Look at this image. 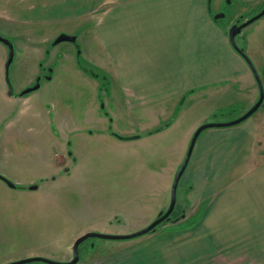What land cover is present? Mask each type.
Listing matches in <instances>:
<instances>
[{
	"label": "rangeland",
	"instance_id": "rangeland-1",
	"mask_svg": "<svg viewBox=\"0 0 264 264\" xmlns=\"http://www.w3.org/2000/svg\"><path fill=\"white\" fill-rule=\"evenodd\" d=\"M55 1L21 0L29 15L0 17V34L14 44L9 67L11 85L18 78L24 80L39 72L40 61L54 73L42 90L34 91L24 101L13 100L6 95L4 86L8 48L0 41V174L20 182L12 189L0 180V264L32 256L65 262L73 256L75 239L87 231L122 235L144 228L159 213L153 209L154 193L147 192L156 188L168 190L169 205L173 175L196 128L234 120L252 104L243 92L247 80L241 79L239 82L243 85L245 81L246 87L240 86L242 96L231 106H179L169 114L172 124L153 133L144 127L152 126L158 114H135L123 105L115 106L111 93L102 92L109 99L111 110L97 107L106 118L95 117L96 101L89 100L90 76H85L87 72L79 63L103 72L101 66H95L96 51L90 49L96 48L93 28L96 16L107 14L116 0H60V14L53 9ZM241 6L238 0L210 3L212 13L225 14L218 20L225 24ZM250 6L240 22L256 14L264 0ZM254 9L257 12L252 14ZM61 32L76 36V44L62 41L52 45ZM259 74L263 81L264 70ZM249 76L251 87L258 94L255 80ZM37 111L38 115L32 116ZM94 118L97 122H92ZM241 126L256 131L251 151L260 153L264 164V102ZM110 127L125 136L138 137L117 138L110 133ZM214 129L226 128H210ZM69 146L75 160H68ZM60 156L65 159L63 163L57 160ZM181 182L173 214L178 208ZM31 185H37V189L30 190ZM113 242L118 241L84 240L79 246L78 264L93 262L94 255L111 248L108 245Z\"/></svg>",
	"mask_w": 264,
	"mask_h": 264
},
{
	"label": "crops",
	"instance_id": "crops-1",
	"mask_svg": "<svg viewBox=\"0 0 264 264\" xmlns=\"http://www.w3.org/2000/svg\"><path fill=\"white\" fill-rule=\"evenodd\" d=\"M238 1L242 6L227 24L213 19L207 0H116L107 14L96 16V48L90 49L108 75L114 105L158 114L152 126L143 125L150 130L188 103L229 107L245 92L252 106L258 86L255 94L253 74L232 48L227 30L261 0ZM20 2L0 0V17L29 15ZM53 9L60 14V0ZM236 42L256 69L264 70V16L244 28ZM27 78L26 83L33 76ZM88 79L94 95L95 82ZM240 86L246 89L241 92ZM245 122L197 138L180 179L181 220L113 242L87 264H264V164L261 154L251 151L256 131L241 126ZM156 189L147 193L155 195L157 214L168 207V190Z\"/></svg>",
	"mask_w": 264,
	"mask_h": 264
},
{
	"label": "water",
	"instance_id": "water-1",
	"mask_svg": "<svg viewBox=\"0 0 264 264\" xmlns=\"http://www.w3.org/2000/svg\"><path fill=\"white\" fill-rule=\"evenodd\" d=\"M230 2H231V0H229V3ZM207 3H208V9L211 12V15L215 21H218L219 18H224V16H225L224 13H217V14L213 15L212 11H211V7H210L211 0H207ZM263 16H264V6L256 14L245 19L242 22H240V20L237 19L236 21H234L233 23L230 24V26L228 27V30H227L228 38H229V41H230L232 48L244 59V61L246 62V64L248 65V67L250 68V70L253 74V77H254L256 84L258 86V91H259L258 98L253 103V105L244 114H242L240 117H238L234 120H230V121H226V122L205 123V124H201L200 126H198L196 128V130L194 131V133L190 139L189 146L187 148L185 156H184L180 166L178 167L177 171L174 174L173 181L171 184L170 202H169V205H168L166 210L161 211L157 215V217L151 223H149L147 226H145L144 228H141L135 232H132V233L122 234V235H111V234L99 233V232H94V231L85 232L84 234H82L78 238H76L75 241L73 242V244H72L73 256L68 261L62 262V261H55V260H52V259H49L46 257H41V256H32V257H28L25 259L8 262L6 264H27V263H32V262H44L47 264H77L79 259H80L79 245L84 240H86L88 238H101V239H109V240H116V241L130 240V239H134V238L140 237L142 235H145L147 233L154 231L156 229V227L159 226L160 224H162L164 221H173L170 218V215L172 214V212L175 208V205H176L178 184H179V181H180V179H181V177H182V175H183V173H184V171L188 165V162L190 160L194 145H195L196 140L199 137V135L203 131L210 129V128H228V127L236 126V125L244 122L245 120H247L249 117H251L263 105V102H264V84H263V81L261 79V76H260L258 70L256 69L255 65L253 64L252 60L246 54L245 49L243 47L239 46L236 42V36L239 35L244 28H246L250 24L254 23L256 20L260 19ZM0 41L2 43H4L8 48V55H7V59L5 62V69H6V80H7V82H9L8 69H9V67L13 61V57H14V44H13V42H11L9 39L5 38L1 34H0ZM62 41H69L71 43H76V36L69 35L65 32H61L53 40L52 45H56ZM38 87H39V83L37 82L36 85H34L31 88L26 89L22 93H26L28 91L37 89ZM170 123H171V121H168L164 126L160 127L159 130H162L165 127L169 126ZM2 179L5 180L9 186L14 187V184L12 182L5 179L4 177ZM35 188H36V186H31V189H35Z\"/></svg>",
	"mask_w": 264,
	"mask_h": 264
},
{
	"label": "flooded vegetation",
	"instance_id": "flooded-vegetation-1",
	"mask_svg": "<svg viewBox=\"0 0 264 264\" xmlns=\"http://www.w3.org/2000/svg\"><path fill=\"white\" fill-rule=\"evenodd\" d=\"M263 7V6H262ZM261 7V8H262ZM213 15L215 14V13H212ZM227 24V23H226ZM230 25V24H229ZM53 42V41H52ZM76 43H74V45H75ZM77 46V45H76ZM7 55H8V49H7ZM6 62V61H5ZM80 65V67L82 68V70L84 71V72H87L86 74H85V76H90V79H92L95 83V86H94V88H95V92H94V95H93V93L92 92H90V96H93V98H89V100H95L96 101V103H97V107H101L102 108V110H106L105 108H108V110L110 111L111 109H110V107H109V105H108V103H109V99H106V98H104L105 96V94H102V92H107V93H111V85H110V80H109V78H108V75L103 71V72H96L95 70H97V68L96 67H91V66H87L85 63H83L82 61L79 63ZM95 66H97V65H95ZM98 67V66H97ZM37 68H38V70L40 69V71L38 72H36L35 74H34V76H33V79L30 81V82H28V83H26V82H24V80L23 79H20V78H18L17 80H16V82H15V84L13 85L15 88H14V90H13V86L11 85V82H10V78H9V69H8V79H9V82H7V80H6V69L4 68V83H5V90H6V95L8 96V97H12V99L13 100H16V101H21V100H25V99H27V98H29L30 97V94H32L34 91H37V90H42L43 88H44V86H45V84L46 83H48L49 81H51L52 79H53V70L51 69V67L50 66H44V62L43 61H40V62H38L37 63ZM99 68V67H98ZM94 69V70H93ZM105 73V74H104ZM39 83V87L37 88V89H34V90H31V91H28V92H26V93H22L23 91H25L26 89H28V88H31V87H33L34 85H36V83ZM44 83V84H43ZM90 88V87H89ZM91 89H92V87H91ZM111 95H112V93H111ZM95 103V104H96ZM101 105V106H100ZM98 109V108H97ZM37 116L38 115V111L35 113V114H32V116ZM98 115L99 116H102L103 114L102 113H100V112H98ZM104 115L105 116H109V113H107V111H104ZM104 118H106V117H104V116H102V120H104ZM110 122H111V120H109ZM92 122H97V120H94V121H92ZM0 123H1V125H2V121L0 120ZM109 130H110V133L113 135V136H116L117 138H122V137H125V135L126 134H120V133H117V132H115V131H113L112 129H111V127L109 128ZM123 139V138H122ZM132 139H134V138H132ZM70 147V146H69ZM70 149H71V147H70ZM68 151V150H67ZM74 152L72 151V149L70 150V151H68L67 153H66V155L68 156V160H75L74 158H75V156H74V154H73ZM57 158V157H56ZM59 159H57V160H61V162L63 163L64 162V158H63V156H60V157H58ZM60 162V161H59ZM56 167H57V165H54V169H56ZM64 167H66V166H64ZM68 168L69 167H67L64 171H66V170H68ZM0 176L3 178L4 176L3 175H1L0 174ZM0 177V180L5 184V185H7L8 187H10V188H12V189H15L16 187H17V184L18 183H20V182H18V181H11V180H9V179H7V178H5V179H7V180H9L10 182H12L13 184H14V187H12V186H9L7 183H6V181L5 180H3L2 178ZM31 186H36V188L35 189H31ZM30 187H29V189L30 190H36L37 189V185H31ZM176 205H177V203H176ZM176 205H175V208H176ZM174 208V209H175ZM179 210V207L177 208V210H176V213L175 214H173L174 213V210H173V212H172V214L170 215V218L173 220V221H175V222H177V221H179V220H181V215H183L182 214V212L181 211H178ZM167 222H169V221H166L165 223H167ZM165 223H162V224H165ZM80 246V245H79Z\"/></svg>",
	"mask_w": 264,
	"mask_h": 264
},
{
	"label": "trees",
	"instance_id": "trees-1",
	"mask_svg": "<svg viewBox=\"0 0 264 264\" xmlns=\"http://www.w3.org/2000/svg\"><path fill=\"white\" fill-rule=\"evenodd\" d=\"M259 10H261V8ZM159 129H160L159 127L158 128H155V129H152V130L149 131V133H153V132L159 131ZM135 137H138V136L137 135L136 136H125V137H122V138L123 139H132V138H135ZM164 222H166V221H164Z\"/></svg>",
	"mask_w": 264,
	"mask_h": 264
}]
</instances>
